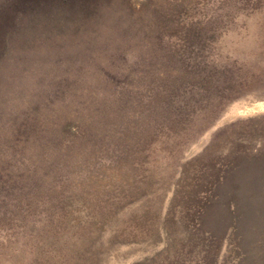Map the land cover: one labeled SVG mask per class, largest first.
Instances as JSON below:
<instances>
[{
  "label": "rangeland",
  "instance_id": "obj_1",
  "mask_svg": "<svg viewBox=\"0 0 264 264\" xmlns=\"http://www.w3.org/2000/svg\"><path fill=\"white\" fill-rule=\"evenodd\" d=\"M0 264H264V0H0Z\"/></svg>",
  "mask_w": 264,
  "mask_h": 264
}]
</instances>
